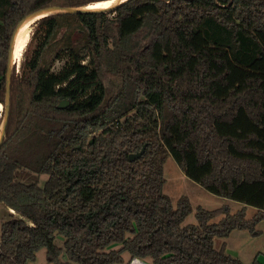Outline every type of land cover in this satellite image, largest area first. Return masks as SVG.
Returning <instances> with one entry per match:
<instances>
[{
  "label": "trees",
  "instance_id": "obj_1",
  "mask_svg": "<svg viewBox=\"0 0 264 264\" xmlns=\"http://www.w3.org/2000/svg\"><path fill=\"white\" fill-rule=\"evenodd\" d=\"M98 1L0 0L3 116L18 24L50 6ZM33 24L28 43L38 42L21 73L13 66L0 144V204L11 212L0 264H28L43 247L53 264H246L215 238L258 233L264 220V0H128ZM169 155L243 207L198 205L197 222L184 224L193 206L164 191Z\"/></svg>",
  "mask_w": 264,
  "mask_h": 264
},
{
  "label": "rangeland",
  "instance_id": "obj_2",
  "mask_svg": "<svg viewBox=\"0 0 264 264\" xmlns=\"http://www.w3.org/2000/svg\"><path fill=\"white\" fill-rule=\"evenodd\" d=\"M36 29L37 24H32V31L29 40H31L32 34L36 31ZM37 42L38 36H36V39H34L30 44L28 43L26 45L19 66L16 64L17 72H22L23 63L27 57L31 56L33 49L37 45ZM67 61V57L56 60L53 64L52 70L55 72L60 71ZM0 121L3 123V109L0 110ZM2 123L0 124V130ZM164 175L166 178L164 191L171 197L173 203L176 204L178 198L181 195H187L192 203L193 211L185 219L184 224L197 222L196 208L198 205H202L208 209L226 206L232 213L243 207L241 202L215 194L204 188L200 183L188 177L171 155L168 156L164 165ZM47 178L48 175H42L40 178V183L43 185ZM256 211V207L247 206V217H252ZM221 217L222 216L219 215L212 221L217 222L221 219ZM10 218V209L5 204H0V235L3 222ZM255 231L258 233L251 232L247 229L234 230L228 237H216L215 245L218 248L223 246L227 253L240 258L246 264H250L256 256H258L259 260L264 263V220H261L256 224ZM64 241L65 237L63 235H56L55 242L57 245L63 246ZM125 257L128 259L127 253L125 254ZM62 259L65 260L66 256L62 255ZM28 264L53 263L48 260L46 248L43 247L37 252L36 259L29 261ZM69 264L79 263L71 261Z\"/></svg>",
  "mask_w": 264,
  "mask_h": 264
},
{
  "label": "water",
  "instance_id": "obj_3",
  "mask_svg": "<svg viewBox=\"0 0 264 264\" xmlns=\"http://www.w3.org/2000/svg\"><path fill=\"white\" fill-rule=\"evenodd\" d=\"M128 0H117V2L102 8H93L89 7V5L86 6H50L48 8L36 11L32 14H30L28 17L23 19L15 29L12 39H11V45L9 50V59H8V69H7V75H6V104L4 106V116H3V123L0 130V144L2 143V140L4 138V135L6 133V128L9 120V114H10V100H11V77H12V69L15 63V57H14V51H15V45L17 36L19 33L20 28L22 27L23 23L29 19V18H36L38 20L42 16H45L47 14L51 13H91V12H100V11H110L122 3L126 2ZM34 21V22H35ZM69 104V100H62L59 104L60 107H65ZM145 146L139 151L130 153L129 159L131 161L138 159L145 151Z\"/></svg>",
  "mask_w": 264,
  "mask_h": 264
},
{
  "label": "bare ground",
  "instance_id": "obj_4",
  "mask_svg": "<svg viewBox=\"0 0 264 264\" xmlns=\"http://www.w3.org/2000/svg\"><path fill=\"white\" fill-rule=\"evenodd\" d=\"M115 2H117V0H102V1L95 2V3H91L89 7L98 8L96 7V5H106L107 7ZM99 8H102V7H99ZM35 19L36 18L27 19L19 30L17 40H16V45H15V51H14L15 63L18 64V66L22 60L25 47L29 42L31 31H32V24L34 23ZM1 109H3L2 103H0V110Z\"/></svg>",
  "mask_w": 264,
  "mask_h": 264
},
{
  "label": "crops",
  "instance_id": "obj_5",
  "mask_svg": "<svg viewBox=\"0 0 264 264\" xmlns=\"http://www.w3.org/2000/svg\"><path fill=\"white\" fill-rule=\"evenodd\" d=\"M128 264H150L149 261L139 257L133 258Z\"/></svg>",
  "mask_w": 264,
  "mask_h": 264
},
{
  "label": "snow or ice",
  "instance_id": "obj_6",
  "mask_svg": "<svg viewBox=\"0 0 264 264\" xmlns=\"http://www.w3.org/2000/svg\"><path fill=\"white\" fill-rule=\"evenodd\" d=\"M96 7H106V5H96Z\"/></svg>",
  "mask_w": 264,
  "mask_h": 264
}]
</instances>
